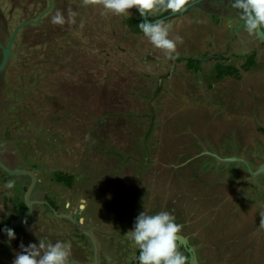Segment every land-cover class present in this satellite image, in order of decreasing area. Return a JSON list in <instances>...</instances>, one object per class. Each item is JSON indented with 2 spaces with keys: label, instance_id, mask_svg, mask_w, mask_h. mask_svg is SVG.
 <instances>
[{
  "label": "rangeland",
  "instance_id": "1",
  "mask_svg": "<svg viewBox=\"0 0 264 264\" xmlns=\"http://www.w3.org/2000/svg\"><path fill=\"white\" fill-rule=\"evenodd\" d=\"M207 1L160 22L182 39L169 58L135 8L118 16L83 0H0V40L14 34L0 71V159L37 177L16 238H0V264L40 241L70 243L75 264H93L79 224L97 264H138L127 233L143 211L176 217L186 264H264V47L226 49L243 40L244 20L223 12L234 0ZM69 9L74 24L52 23ZM219 63L238 74L217 78ZM242 151L238 164L226 158ZM227 171L233 199L219 183ZM58 172L73 176L69 186ZM30 179L0 169V229L25 211Z\"/></svg>",
  "mask_w": 264,
  "mask_h": 264
},
{
  "label": "clouds",
  "instance_id": "2",
  "mask_svg": "<svg viewBox=\"0 0 264 264\" xmlns=\"http://www.w3.org/2000/svg\"><path fill=\"white\" fill-rule=\"evenodd\" d=\"M187 0H83V4L101 5L106 11L118 16H130L135 8L141 16H150L154 12L170 9L178 12L183 9ZM233 7L238 9L249 33L264 30V0H234ZM77 13L71 9L65 17L57 10L52 23L63 26L75 23ZM140 29L150 43L172 58L178 52L180 37L169 38V28L160 22L146 20L140 23ZM4 187L12 189L14 181H8ZM11 195V193H9ZM183 226L176 222V217L167 211L156 214L141 212L135 219L134 228L127 234L129 239L139 248L138 264H186L187 257L179 250V234ZM10 240L16 238L12 229L7 230ZM21 252L14 257L13 264H75L70 243L57 241L39 244L20 245Z\"/></svg>",
  "mask_w": 264,
  "mask_h": 264
},
{
  "label": "water",
  "instance_id": "3",
  "mask_svg": "<svg viewBox=\"0 0 264 264\" xmlns=\"http://www.w3.org/2000/svg\"><path fill=\"white\" fill-rule=\"evenodd\" d=\"M202 0H193L192 2L190 3H187L185 4V6L183 7L182 10L178 11V12H169L167 14H164L160 17H157L156 19H153L151 20L149 18V16H141L139 15L138 16V20L142 23V22H145L146 20H149L153 23L155 22H161L167 18H171L172 16H175V15H179V14H182L183 12H185L187 9H189L190 7H192L193 5L195 4H198L199 2H201ZM33 22H37V20L35 21H23L22 23H20L17 28L15 29V31L25 25V24H29V23H33ZM14 31V32H15ZM257 35L259 37H261L263 40H264V32L263 30H258L257 32ZM14 36V34H13ZM13 36H11L9 42L7 43V45H5L3 42L0 41V47L2 49V59L0 61V71L3 70L5 68V66L7 65V62L9 60V57L11 56V43H12V40H13ZM0 169H2L4 172H6L7 174L9 175H13V176H20V175H28L31 179H30V183L29 185L26 187L25 189V192H24V202H25V211H23L16 219L14 220H11L10 223H8L7 225H4L1 229H0V238L3 237L6 233H7V230L8 229H14L16 228L17 226H19L22 221L31 213L32 211V207H33V204L36 202L34 199H32L30 197V194L33 190V187L35 185V174H34V169H20V168H17V167H14V168H11L7 165H5L1 160H0ZM264 169V166H262L260 168V170H263ZM45 204H47L51 210L57 215L58 213L56 212V209H54L49 202L47 201H44ZM63 216V215H61ZM66 218L73 221V223L75 224V221L73 220L72 217H70L68 214H66ZM76 225V224H75ZM76 227L81 230V232L83 234H85V236L89 237L91 242H92V245L94 246V261H93V264H97L98 263V249H97V245H96V240L93 238V236L91 235V233H89V231L86 229V231L83 229V226H81L79 224V226L76 225ZM179 241H181L182 243L185 241L179 237ZM190 252V251H189ZM191 254V253H190Z\"/></svg>",
  "mask_w": 264,
  "mask_h": 264
},
{
  "label": "crops",
  "instance_id": "4",
  "mask_svg": "<svg viewBox=\"0 0 264 264\" xmlns=\"http://www.w3.org/2000/svg\"><path fill=\"white\" fill-rule=\"evenodd\" d=\"M207 0H205V2H206ZM209 1V0H208ZM207 1V2H208ZM201 3V2H200ZM199 3V5H201ZM223 3H225V2H223ZM224 6V5H223ZM201 7L203 8V6L201 5ZM225 7V9H224V11L223 12H225V11H227V10H230L231 11V13H232V16L233 17H236V16H238V15H236V14H239V17H241V14H240V11L238 10V9H236V8H234L233 7V1H231V5H229L228 4V8H227V6H224ZM216 10H219L218 8L216 9ZM219 12V11H218ZM243 20V19H242ZM244 22V21H243ZM244 34V38H243V40L242 39H240L239 37L236 39V40H234V39H231L230 41H231V45L229 46V47H227L226 49H228L230 52H236L237 54H244L243 52H246V51H248L250 48H256V47H259L260 46V38H259V36L257 35V32H255V33H252V34H254V37L251 35V34H249L246 30H245V28H243L242 29V31H240L239 32V34ZM238 34V35H239ZM256 39H258V40H256ZM262 39V38H261ZM236 44H238V45H236ZM259 45V46H258ZM218 49V48H217ZM248 49V50H247ZM231 53V54H232ZM193 58H195V59H197L196 58V56H193ZM199 59V58H198ZM243 152V151H242ZM242 152H236V153H233V152H230L229 154H228V156L226 157V158H230L229 160H231V162H233V163H240L239 162V159L241 160V159H243V160H245V157L246 158H249V154H248V152H243L244 154H242ZM237 153H240V154H237ZM246 153V154H245ZM198 155V154H197ZM192 156H190V158H191ZM191 160V159H190ZM246 163H247V161H246ZM250 163H247L246 164V166H243L244 167V170H250ZM242 167V166H241ZM227 170H228V168H226ZM236 170H239V168L237 167V169ZM200 171V170H199ZM198 171V173H200ZM228 171H230V170H228ZM228 171L225 173V175H222L221 176V180H222V182H219L220 183V185L222 186V187H224V189H228L229 191H225V196L228 194V192H230V189H229V185H230V181H232V180H229V177L227 176V173H228ZM233 171V170H232ZM249 172V171H248ZM34 174H35V171H34ZM224 177L226 178L225 180H224ZM35 178H36V180H35V185H34V187L36 186V183H37V177H36V175H35ZM220 180V181H221ZM34 187H33V189H34ZM236 193V192H235ZM226 198L227 199H233V196H226ZM46 199V198H45ZM67 204H69V202H66ZM79 206H81V205H79ZM234 214H236V213H234ZM196 232V234H197V231H195Z\"/></svg>",
  "mask_w": 264,
  "mask_h": 264
},
{
  "label": "trees",
  "instance_id": "5",
  "mask_svg": "<svg viewBox=\"0 0 264 264\" xmlns=\"http://www.w3.org/2000/svg\"><path fill=\"white\" fill-rule=\"evenodd\" d=\"M253 56H255V55H251V57H253ZM191 64H193V61L192 62H190ZM255 63V61L254 60H250L249 61V64L250 65H253ZM190 65V64H189ZM249 65V66H250ZM191 66V65H190ZM236 74H238V70H236V69H231V67L230 66H225V65H223V64H220L219 63V65H217V67H216V76H217V78H222V77H224V76H226V75H236ZM72 177L73 176H71V175H69V174H65V173H61V172H58L57 173V177H56V179H57V181H60V182H63V183H65V184H67V186H69L70 184H71V180H72ZM50 204H52V203H50ZM53 205V204H52ZM25 204H24V202L23 201H21L19 204H18V209L19 210H25ZM140 253V250L138 249L137 250V254H139ZM138 261V260H137ZM134 263V262H133ZM134 264H136V263H134Z\"/></svg>",
  "mask_w": 264,
  "mask_h": 264
},
{
  "label": "flooded vegetation",
  "instance_id": "6",
  "mask_svg": "<svg viewBox=\"0 0 264 264\" xmlns=\"http://www.w3.org/2000/svg\"><path fill=\"white\" fill-rule=\"evenodd\" d=\"M202 1H204V0H202ZM201 1V2H202ZM263 32H264V30H263ZM11 38V37H10ZM10 38L7 40V42L6 43H8L9 42V40H10ZM260 38V48L262 47H264V40L263 39H261V37H259ZM1 41V40H0ZM2 42V41H1ZM263 43V44H262ZM7 45V44H6ZM0 49H1V47H0ZM1 51H2V49H1ZM5 165H7V166H9L8 164V162H6V160L4 159V158H2V159H0ZM9 167H11V166H9ZM15 167V166H14ZM14 167H11V168H14Z\"/></svg>",
  "mask_w": 264,
  "mask_h": 264
}]
</instances>
